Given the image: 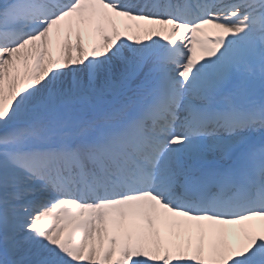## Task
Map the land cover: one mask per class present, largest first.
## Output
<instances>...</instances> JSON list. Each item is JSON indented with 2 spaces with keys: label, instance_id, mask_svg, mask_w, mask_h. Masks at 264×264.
Segmentation results:
<instances>
[{
  "label": "snow or ice",
  "instance_id": "6c2138e0",
  "mask_svg": "<svg viewBox=\"0 0 264 264\" xmlns=\"http://www.w3.org/2000/svg\"><path fill=\"white\" fill-rule=\"evenodd\" d=\"M0 264H264V0H0Z\"/></svg>",
  "mask_w": 264,
  "mask_h": 264
}]
</instances>
